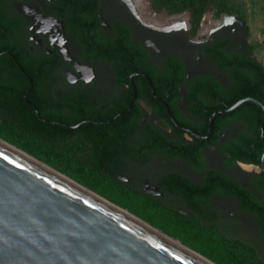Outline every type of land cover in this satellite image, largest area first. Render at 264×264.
I'll list each match as a JSON object with an SVG mask.
<instances>
[{"label": "flooded vegetation", "instance_id": "obj_1", "mask_svg": "<svg viewBox=\"0 0 264 264\" xmlns=\"http://www.w3.org/2000/svg\"><path fill=\"white\" fill-rule=\"evenodd\" d=\"M140 13V0H0V98L15 115L13 127L22 134L19 128L27 126V139L75 163L78 171L139 190L199 223L209 225L210 216L217 223L229 199L257 226L238 200L211 191L218 181L211 178L213 171L264 201V191L226 173V157L218 152L226 139L200 147L195 159L196 138L176 129L164 110L170 101L167 83L132 70L142 62L136 59L147 56L160 73L169 56L180 60L185 82L207 74L225 87V73L200 50L226 41L224 51L254 59L244 48L242 21L221 15L207 33L201 34L200 25L195 37L205 38L198 40L189 35L187 16L178 25L161 26L145 22ZM145 88L166 119L138 95ZM176 92V108L186 114V93L182 86ZM211 149L218 165L211 161Z\"/></svg>", "mask_w": 264, "mask_h": 264}, {"label": "water", "instance_id": "obj_2", "mask_svg": "<svg viewBox=\"0 0 264 264\" xmlns=\"http://www.w3.org/2000/svg\"><path fill=\"white\" fill-rule=\"evenodd\" d=\"M244 102L256 105L262 114L259 170L264 174V106L260 102L246 97L214 111L208 117L204 136L181 128L166 106L164 110L176 129L205 141L211 136L213 118ZM181 247L0 139V264H212Z\"/></svg>", "mask_w": 264, "mask_h": 264}, {"label": "trees", "instance_id": "obj_3", "mask_svg": "<svg viewBox=\"0 0 264 264\" xmlns=\"http://www.w3.org/2000/svg\"><path fill=\"white\" fill-rule=\"evenodd\" d=\"M150 1L153 10L160 11L163 9L168 15L180 13L183 10L181 6H183L184 0ZM193 1L197 3L199 0ZM199 16L198 14L192 15L190 26L192 32L198 25ZM243 33L245 32L243 31ZM224 44H226V41L215 42L210 47L202 48L200 53L209 57L216 64L217 68L225 73V87L221 86L212 76L207 74L197 75L190 82H185L182 64L178 62L180 60L169 56L166 58L165 70L160 73L147 62L149 61L147 56L141 60L136 59V61L142 62H136L135 64L138 68L134 67L132 70L141 69L152 79L159 77L162 84L167 83L170 94V101L167 102V105L176 123L197 135H206L207 120L214 111L230 107L236 101L246 97L252 98L264 106V66L239 51H224ZM244 48L250 54L245 45ZM177 86H182V89L186 93L185 101L189 106L186 114L180 113L175 105ZM154 89H156V86H154ZM138 95H144L153 106L155 113L166 119L164 110L151 99L146 88L144 90L139 89ZM3 98H0V117L2 118V123H5L10 129L17 131L13 127L15 115L6 106ZM261 117L260 109L250 102L242 103L229 113L215 116L212 120V133L209 139L202 143L197 141L198 139H194L197 145L194 151L195 159L198 158L200 147L206 145L218 146L219 141L223 138L226 139V142L218 146V152L226 156V168L233 169L236 163L239 162L256 166L259 169V159L262 151L259 139ZM230 127H237L238 129L233 133L229 132L225 135V131H228ZM19 131L22 134H26L28 132L27 126H22L19 128ZM174 132L177 136H181L180 132L175 130ZM161 152L169 153L166 149ZM96 178H99L105 185H110L137 200L139 198L141 200V196H143L147 204L156 208L160 206L149 198H146L139 190L125 188L121 183L112 181L109 178L98 176ZM211 178L218 180L211 191H219L238 200L240 202L239 208L255 218L259 233L261 237H264V201L255 198L249 190L241 187L238 182L228 176H222L212 171ZM248 184L258 191H264V174L259 170L252 179L248 180ZM113 202L123 207V203ZM171 211L176 212L173 209ZM207 220L211 225L216 224V222L211 221V216L207 217Z\"/></svg>", "mask_w": 264, "mask_h": 264}, {"label": "rangeland", "instance_id": "obj_4", "mask_svg": "<svg viewBox=\"0 0 264 264\" xmlns=\"http://www.w3.org/2000/svg\"><path fill=\"white\" fill-rule=\"evenodd\" d=\"M143 1L152 9L150 0ZM181 8L183 10L176 14L187 16L189 26L192 15H200L196 29L193 32L190 29L191 39H204L203 35L195 37L200 25H209L212 22L213 27L221 15L239 17L245 32L243 44L250 55L264 66V0H199L197 3L184 0ZM157 15L169 16L163 9ZM237 129L230 127L225 135ZM0 139L106 201L114 205L116 204L113 201L123 203L124 208L116 206L212 264H264V239L248 214L236 212L232 200L226 199L223 202L221 207L224 215L215 225H205L195 221L193 217L173 212L171 208L151 206L143 196L141 200H137L110 185H105L95 175L78 171L75 163L52 156L45 147L31 142L26 135L7 127L2 123L1 117ZM210 158L218 165V156L213 149ZM225 170L228 175L246 186H250L248 180L259 172L256 166L242 163H237L234 169Z\"/></svg>", "mask_w": 264, "mask_h": 264}, {"label": "bare ground", "instance_id": "obj_5", "mask_svg": "<svg viewBox=\"0 0 264 264\" xmlns=\"http://www.w3.org/2000/svg\"><path fill=\"white\" fill-rule=\"evenodd\" d=\"M140 12H141L140 14H141V16H142V18H143V20L145 22L151 23V24H154V25H161V26L162 25H178L180 22H183L184 20H186V16L185 15H174V16H170V17H167V18H165L164 16H158L157 17V16H155V15H153V14L148 12V9H147V7H146V5H145L143 0H140ZM212 24L213 23L211 22L209 25H204L203 28H202L201 34L207 33L211 29ZM89 195L94 197V198H96L94 195H91V194H89ZM96 199L98 201H100V202H103L102 200H100L98 198H96ZM115 210H116V208H115ZM116 211H119L121 214H123L124 216L128 217L129 219H132L135 222H138L136 219H134L130 215L126 214L125 212L120 211L118 209ZM141 225H143V224H141ZM172 243L175 244L174 242H172ZM176 246H178V245H176ZM181 248L183 249V247H181ZM190 254L195 256V257H197V259H200V258H198L197 255H195L193 253H190Z\"/></svg>", "mask_w": 264, "mask_h": 264}]
</instances>
